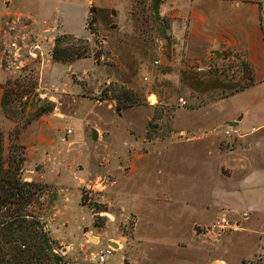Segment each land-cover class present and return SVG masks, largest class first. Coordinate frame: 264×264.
Returning a JSON list of instances; mask_svg holds the SVG:
<instances>
[{
  "label": "rangeland",
  "instance_id": "rangeland-1",
  "mask_svg": "<svg viewBox=\"0 0 264 264\" xmlns=\"http://www.w3.org/2000/svg\"><path fill=\"white\" fill-rule=\"evenodd\" d=\"M161 3L0 0L1 11L13 4L29 14L0 21V100L7 79L32 87L29 96H17L18 121L0 105L3 156L12 141L23 144L22 176L49 185L41 214L53 238H100L95 245L86 238L89 249L70 254L56 239L63 264H101L93 257L108 246L104 264L120 254L124 264H264V126L235 152L247 170L231 178L217 173L218 152L207 137L217 130L223 143H234L238 134H224L229 124L219 117L244 107L234 98L206 105L224 93L223 78L209 99L198 96L207 85L182 68L187 60L175 49ZM62 34L82 40L63 42L56 59ZM68 45L83 56H65ZM226 68L222 62L211 71ZM229 70L238 75L237 67ZM37 97L54 105L34 117ZM206 107L212 117L196 110ZM262 109L258 121L247 115V126L264 122ZM222 219L225 228L212 226Z\"/></svg>",
  "mask_w": 264,
  "mask_h": 264
},
{
  "label": "crops",
  "instance_id": "crops-1",
  "mask_svg": "<svg viewBox=\"0 0 264 264\" xmlns=\"http://www.w3.org/2000/svg\"><path fill=\"white\" fill-rule=\"evenodd\" d=\"M260 1L162 0L160 7L161 14L171 20L175 49L185 60L213 62V65L217 66H221V63L224 62L227 67L225 73H221L222 70L217 72L214 70L209 73L198 72L187 64V61L183 62L181 64L183 69H191V72H185L187 75H193L195 79L202 80L203 88L207 85L205 87L207 90L200 88L198 96H205L206 99H209V90L220 89V79L218 78H223L224 81L221 83H225L224 93L208 100L206 105L216 108L224 100L234 98L236 103L244 107L242 112L236 111L231 115H220L219 117L220 122L224 124L236 122L235 125H232L238 129V136L234 143L230 142L229 145L223 143L225 138L217 130H215V134L210 133L211 135L209 134L207 137L209 145L216 147L218 152L219 159L215 162L217 173L219 172L222 177L226 178L233 177L237 169H242L244 172L247 170L243 160L235 158V152L243 145L248 147L249 144H246L244 138L252 131L264 126V122L257 127L247 126L248 114L250 113V116H254V120L258 121L261 119L260 114H263L264 106V29L260 23ZM16 7L11 4L5 11L0 10V21H3L2 17L5 20L10 17L16 18L19 13L29 15L28 12L20 11ZM230 66L238 68L237 76L226 75L230 71ZM248 75H250V80L247 78ZM196 110L202 111L201 114L205 117L213 115L207 107L196 108ZM214 111L216 110L214 109ZM202 135L197 134L196 138H206L205 135ZM262 187L264 189V184ZM53 236L60 244L64 245L65 254H70L72 248H77V251L89 249L84 243L88 238V233H86L87 237L84 242L80 235H78L79 242H72V240L62 238L57 234H53ZM99 240L100 238L96 237V241L92 245L97 244ZM93 258L95 259V257ZM107 264H124L123 255L120 254L118 258L114 257V262L111 261Z\"/></svg>",
  "mask_w": 264,
  "mask_h": 264
},
{
  "label": "trees",
  "instance_id": "trees-1",
  "mask_svg": "<svg viewBox=\"0 0 264 264\" xmlns=\"http://www.w3.org/2000/svg\"><path fill=\"white\" fill-rule=\"evenodd\" d=\"M155 8L159 16L157 4ZM92 21L93 19L87 23V28H91ZM78 40L82 39L73 34H62L56 40L53 56L61 58L57 51L63 42L75 43ZM64 48L63 54L71 58L82 57L84 54L75 45ZM247 78L250 80V75ZM2 89L1 108L8 118L18 121L22 114L18 110L20 100L17 101V96H29L32 87H26L17 79H7ZM37 100L42 103L37 106L34 117L50 111L54 105L46 98L37 97ZM19 132V127H16L13 130L14 137ZM2 142L3 135L0 131V264H63L58 242L52 237L41 214L45 210L41 204L42 196L49 185L28 181L22 176L23 144L12 141L5 159Z\"/></svg>",
  "mask_w": 264,
  "mask_h": 264
},
{
  "label": "built area",
  "instance_id": "built-area-1",
  "mask_svg": "<svg viewBox=\"0 0 264 264\" xmlns=\"http://www.w3.org/2000/svg\"><path fill=\"white\" fill-rule=\"evenodd\" d=\"M259 14H260V23L264 29V0L260 1L259 4ZM38 45H34V49L38 48ZM35 51L33 50V53L31 54H35ZM214 67L213 62H197L194 65V69L198 72H209L211 70H213L212 68ZM179 101L181 104H185V100L182 97H179ZM224 134L226 135H231V134H238V129L236 128V126H232V125H228V127L224 128ZM228 224V222L225 221V219H222V221H218L217 223L213 224L212 226L215 227L216 225L221 226L222 228H225V226ZM112 248H110L109 246L107 248H105L104 250H100L95 258L96 261L99 263H104L106 261L107 255L109 253H111Z\"/></svg>",
  "mask_w": 264,
  "mask_h": 264
},
{
  "label": "water",
  "instance_id": "water-1",
  "mask_svg": "<svg viewBox=\"0 0 264 264\" xmlns=\"http://www.w3.org/2000/svg\"><path fill=\"white\" fill-rule=\"evenodd\" d=\"M229 125H235L236 122H229L228 123ZM91 137L92 139H96L97 138V131L95 129H92L91 130ZM88 238H91L92 241H96V237H90V235H88ZM109 244H111L113 247H117V243H114V242H110Z\"/></svg>",
  "mask_w": 264,
  "mask_h": 264
}]
</instances>
